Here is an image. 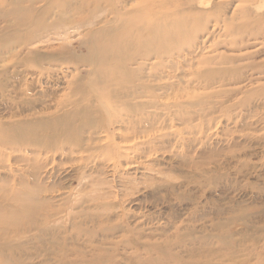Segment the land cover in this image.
Listing matches in <instances>:
<instances>
[{
	"label": "rangeland",
	"instance_id": "obj_1",
	"mask_svg": "<svg viewBox=\"0 0 264 264\" xmlns=\"http://www.w3.org/2000/svg\"><path fill=\"white\" fill-rule=\"evenodd\" d=\"M178 1L0 0V264H264V0Z\"/></svg>",
	"mask_w": 264,
	"mask_h": 264
},
{
	"label": "bare ground",
	"instance_id": "obj_2",
	"mask_svg": "<svg viewBox=\"0 0 264 264\" xmlns=\"http://www.w3.org/2000/svg\"><path fill=\"white\" fill-rule=\"evenodd\" d=\"M184 2L183 3H181L180 1H178V3H177V5L178 6H187V8L188 7H190L191 5H192V1L193 2H196V5L195 6H197V7H204V8H207L209 5H210V0H183ZM261 3V2H260ZM261 4H259V6H260ZM85 6V5H84ZM83 6V7H84ZM262 8H264V7H262ZM262 8H260V10L262 9ZM79 9V8H78ZM259 11V10H258ZM65 15V14H64ZM39 23H40V21H39ZM41 24V23H40ZM157 31V30H156ZM56 32V31H55ZM88 33H89V31H88ZM153 34H154V31L152 32ZM96 34V33H95ZM94 34V35H95ZM166 34V33H165ZM94 35H92V37L94 36ZM165 36V35H164ZM101 37V39H102V36H100ZM111 38V37H110ZM174 38V37H173ZM180 38V37H179ZM30 39L31 38H25L23 41H30ZM167 40V39H166ZM173 40H175V39H173ZM143 46V45H142ZM147 47V46H146ZM150 47V46H149ZM102 50H104L103 52H101ZM146 50H148V49H146ZM154 51V50H153ZM150 52H151V50H150ZM106 53V49H104L103 47H101L100 45L99 46H97V53L96 54H98V55H96V56H99V54H100V56H99V59H98V61L96 60L95 61V63H97V66H99L100 67V62H101V60H102V58H104V56L102 55V54H105ZM148 53V52H147ZM146 54V53H145ZM159 54V53H158ZM96 56H95V58H96ZM110 56V55H109ZM141 56V55H140ZM160 56V55H159ZM120 64H122V62H119ZM124 64H125V60H124V62H123ZM107 75V77H108V80L107 81H102L101 82V87H102V89H104L103 91H109L110 93H117L118 95H117V97H118V99L115 101V103H117V104H119L120 103V101H122V100H124V99H128V97H130L131 95H133L135 92V90L134 89H130V87L128 88H126V86H114V87H107L106 85H110L109 84V79H113V81L115 80V81H119V80H125V78L123 77V76H118V75H116V74H112V75H108V74H106ZM126 77H128V76H126ZM108 111H110V110H108ZM73 117H72V115H67V116H64V117H62L61 119H60V121L58 122V123H53L52 125H54V127L55 128H57L58 129V131H59V133H60V138H61V140H63V141H67L68 139H70V138H72V137H74L76 134H77V132H78V130H75V129H72L73 127V123H72V121H73ZM32 125H35V126H33V127H31L30 128V126H22V127H20V129H22V130H24V131H22L21 133L22 134H18V136H17V134L15 133V135H13V138L12 139H14V140H17V139H20V138H23V137H27V136H30V135H34V134H36V132L38 131V129H40V128H42V127H46V124H39V126H36V124H32ZM18 127H16L15 129H17ZM25 128H27V130L25 129ZM17 130H19V128L17 129ZM38 133V132H37ZM56 138H54V140H55ZM22 140V139H21ZM34 142V141H33ZM43 143V142H42Z\"/></svg>",
	"mask_w": 264,
	"mask_h": 264
}]
</instances>
